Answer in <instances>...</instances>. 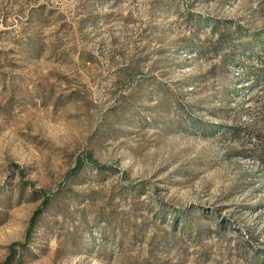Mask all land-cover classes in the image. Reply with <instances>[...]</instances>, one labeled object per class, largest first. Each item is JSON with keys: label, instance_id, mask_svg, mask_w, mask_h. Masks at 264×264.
<instances>
[{"label": "rangeland", "instance_id": "rangeland-1", "mask_svg": "<svg viewBox=\"0 0 264 264\" xmlns=\"http://www.w3.org/2000/svg\"><path fill=\"white\" fill-rule=\"evenodd\" d=\"M9 257L264 264V0H0Z\"/></svg>", "mask_w": 264, "mask_h": 264}, {"label": "trees", "instance_id": "trees-1", "mask_svg": "<svg viewBox=\"0 0 264 264\" xmlns=\"http://www.w3.org/2000/svg\"><path fill=\"white\" fill-rule=\"evenodd\" d=\"M99 166V165H98ZM82 168V164L78 165V167H76L75 171L78 172L80 169ZM48 204V200H45L43 203H42V207L37 211L36 215L32 218L31 220V228L35 225V222L38 218V216L42 213L43 211V208L45 206H47ZM11 258L9 257L3 264H10V260Z\"/></svg>", "mask_w": 264, "mask_h": 264}]
</instances>
